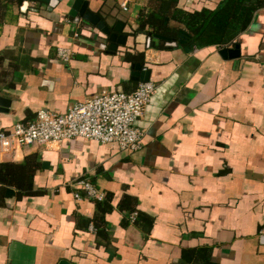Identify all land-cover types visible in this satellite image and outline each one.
I'll return each instance as SVG.
<instances>
[{
    "label": "crops",
    "instance_id": "1",
    "mask_svg": "<svg viewBox=\"0 0 264 264\" xmlns=\"http://www.w3.org/2000/svg\"><path fill=\"white\" fill-rule=\"evenodd\" d=\"M18 1L0 21V97L10 100L0 131L40 111L65 114L105 91L133 92L135 64L151 71L158 88L138 121L145 139L137 152L75 139L0 159L24 164L37 155L42 165L34 194L5 191L0 264H204L183 258L200 249L212 264H264V8L236 41L241 57L230 60L217 46L164 51L136 37L114 53L102 32L68 16L73 0L52 11L30 3L27 12ZM89 1L91 11L123 20L125 32L128 18L138 19L148 6V0ZM222 1L180 6L213 10ZM59 48L73 50L69 63ZM81 181L94 184L112 208L103 220L106 237L91 229L100 202L76 199L84 193ZM126 199L137 209L135 222L122 208Z\"/></svg>",
    "mask_w": 264,
    "mask_h": 264
},
{
    "label": "built area",
    "instance_id": "2",
    "mask_svg": "<svg viewBox=\"0 0 264 264\" xmlns=\"http://www.w3.org/2000/svg\"><path fill=\"white\" fill-rule=\"evenodd\" d=\"M123 9L128 12V5L124 4ZM57 52L66 63L74 55L71 48H59ZM157 88L154 82L139 83L133 92L105 91L74 105L65 114L40 111L33 121L17 123L11 131H0V159L6 154L42 146L61 147L64 142L75 139L103 145L116 143L122 151L137 152L144 147L145 139V131L138 126V121L145 115ZM80 184L84 193H77V200H106V195L91 182ZM137 216V212L132 213L130 220L135 222ZM91 229L97 232L94 224Z\"/></svg>",
    "mask_w": 264,
    "mask_h": 264
},
{
    "label": "trees",
    "instance_id": "3",
    "mask_svg": "<svg viewBox=\"0 0 264 264\" xmlns=\"http://www.w3.org/2000/svg\"><path fill=\"white\" fill-rule=\"evenodd\" d=\"M16 0H0V21L4 20L10 4ZM181 0H148V6L143 9L137 19L136 25H131L129 37H135L140 31L149 33V37L160 35L169 37L176 47L168 45L166 41L155 40V49L172 50L177 47L217 46L228 48L236 46L238 37L246 31L255 13L264 8V0H223L216 9L204 8L201 11L190 12L180 6ZM104 20L103 13L99 12ZM182 31L185 32V45L179 44ZM142 64V54L136 57ZM42 167L37 155L27 158L24 164L6 163L0 164V203L5 199V191L8 187H20V194H34L32 184L38 170ZM26 181L28 187L23 189L22 183ZM129 199H126L122 208L137 211L136 207L130 209ZM98 217L94 220L99 236L106 237L104 217L112 208L105 202L98 203ZM194 257L204 261V264H212L205 249L186 250L183 252L184 260L192 262Z\"/></svg>",
    "mask_w": 264,
    "mask_h": 264
},
{
    "label": "water",
    "instance_id": "4",
    "mask_svg": "<svg viewBox=\"0 0 264 264\" xmlns=\"http://www.w3.org/2000/svg\"><path fill=\"white\" fill-rule=\"evenodd\" d=\"M65 0H19L18 3L22 8L23 12H27L30 3L45 4L48 6L49 10H55L60 7ZM69 0L68 2H71ZM34 11H39V9H32ZM68 16L73 20L74 23H79L81 20L91 26L97 28L102 32L110 43L109 50L111 52H117L119 47H125L128 44L129 35L125 32L126 23L123 20H117L115 23H110L108 20H104L101 15L90 10L89 0H73L70 7ZM143 35V37H141ZM185 32L182 31L180 45L184 46L186 41L184 39ZM136 43H143L147 48H155V40L166 41L168 45L176 47L178 44L173 43L172 39L165 36L154 35L153 38L149 37V33L146 31H140L135 36ZM142 39V40H141ZM185 51L188 53L192 52V49L188 46L184 47ZM220 54L224 59H237L241 57L240 45H236L234 48L228 47L220 50ZM135 69L133 72L132 80L139 83H145L151 81V71L143 70L141 64H135L133 66ZM10 106V100L0 97V112H7V108ZM59 264H76L69 260H62Z\"/></svg>",
    "mask_w": 264,
    "mask_h": 264
},
{
    "label": "rangeland",
    "instance_id": "5",
    "mask_svg": "<svg viewBox=\"0 0 264 264\" xmlns=\"http://www.w3.org/2000/svg\"><path fill=\"white\" fill-rule=\"evenodd\" d=\"M127 22H128V25L129 26L132 25V23H133V26H135V23L134 22H137V19L133 21L130 18H128Z\"/></svg>",
    "mask_w": 264,
    "mask_h": 264
}]
</instances>
